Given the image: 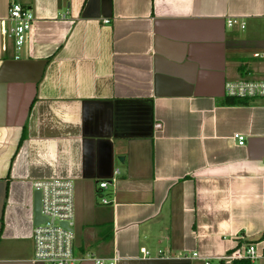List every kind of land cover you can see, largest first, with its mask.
Here are the masks:
<instances>
[{"label": "crops", "instance_id": "crops-1", "mask_svg": "<svg viewBox=\"0 0 264 264\" xmlns=\"http://www.w3.org/2000/svg\"><path fill=\"white\" fill-rule=\"evenodd\" d=\"M12 3L35 18L20 52ZM259 41L264 0H0V264H34L50 179L74 185L78 264L262 253L264 98L224 104L227 82L264 80Z\"/></svg>", "mask_w": 264, "mask_h": 264}, {"label": "built area", "instance_id": "built-area-1", "mask_svg": "<svg viewBox=\"0 0 264 264\" xmlns=\"http://www.w3.org/2000/svg\"><path fill=\"white\" fill-rule=\"evenodd\" d=\"M9 25L6 27L5 36L12 39L14 49L20 52L28 40V34L35 21L29 8L19 3H12L8 9ZM108 23V21H104ZM237 26L243 30L244 21L228 20L227 27ZM250 58L264 61V49L250 54ZM225 96L239 101H249L264 98V80L242 79L236 82H227L224 87ZM157 128L160 126L157 125ZM239 146H244L245 137L234 135ZM107 183L98 184L99 189L107 188ZM33 190L41 195V216L45 219L41 224L33 227V257L34 264H78L82 258L74 255V185L71 180L50 179L36 180L32 183ZM103 205L109 204L105 198L100 201ZM66 224V226H63ZM141 252L148 256V252ZM87 258H90L88 256ZM191 258L201 259L197 253H192ZM264 259V251L258 253L254 244H242L217 260L220 264H233L234 262L247 261L249 264H259ZM95 264H115V259L96 260ZM204 264H210L205 261Z\"/></svg>", "mask_w": 264, "mask_h": 264}, {"label": "water", "instance_id": "water-1", "mask_svg": "<svg viewBox=\"0 0 264 264\" xmlns=\"http://www.w3.org/2000/svg\"><path fill=\"white\" fill-rule=\"evenodd\" d=\"M120 162L123 161L122 157L118 159ZM32 209H33V227L41 224L45 219L41 216V195L39 191L34 190L32 193ZM63 226H66L64 224Z\"/></svg>", "mask_w": 264, "mask_h": 264}, {"label": "trees", "instance_id": "trees-1", "mask_svg": "<svg viewBox=\"0 0 264 264\" xmlns=\"http://www.w3.org/2000/svg\"><path fill=\"white\" fill-rule=\"evenodd\" d=\"M224 104L226 105H239V104H243L242 101L239 100H234L231 98H226L224 101ZM233 264H249V262L247 261H240V262H234Z\"/></svg>", "mask_w": 264, "mask_h": 264}, {"label": "rangeland", "instance_id": "rangeland-1", "mask_svg": "<svg viewBox=\"0 0 264 264\" xmlns=\"http://www.w3.org/2000/svg\"><path fill=\"white\" fill-rule=\"evenodd\" d=\"M259 44H260V46H259L258 48H256V49H255V51H259V50H262V49H264V47H263L262 49H260V48H261V46L263 45V42H260V41H259ZM72 230H73V229H72Z\"/></svg>", "mask_w": 264, "mask_h": 264}]
</instances>
